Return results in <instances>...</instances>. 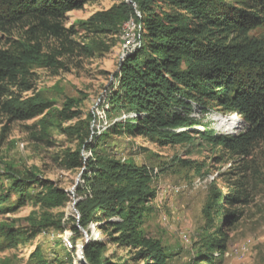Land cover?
<instances>
[{
  "label": "trees",
  "instance_id": "1",
  "mask_svg": "<svg viewBox=\"0 0 264 264\" xmlns=\"http://www.w3.org/2000/svg\"><path fill=\"white\" fill-rule=\"evenodd\" d=\"M95 1L0 0L1 33L9 35L20 26L33 30L28 44L13 45V41L0 50V118L9 123L32 121L33 138L40 142L48 143L54 129L77 141L79 149L65 152L59 163L64 171L82 168V184L74 193L78 218L73 219L71 231L76 240L88 235L83 242L88 264H126L104 257L108 245L132 252L133 262L166 264L172 255L142 229L156 197L144 168L99 150L100 140L113 134L144 137L160 147L179 145L199 125L195 114H207L212 108L236 114L244 125L239 134L218 136L213 142L232 158L249 157L257 144H264V0H115L118 3L82 23L85 31L97 35L116 33L124 26L139 30L140 46L120 64L115 76L118 91L109 100L112 108H124L134 117L113 122L97 137L89 121L63 127L77 114L67 104L54 109L32 92L30 82V69L42 57L38 35L64 42V51H72L63 20ZM82 148L93 155L86 162ZM6 175L9 191L21 195L19 204L32 201L41 211L28 237L11 229L1 232L7 248L34 238L44 228L63 229L64 214L51 212L69 203L65 190L36 174L10 171ZM244 186L242 181L234 183L225 196L211 185L202 214L204 232L212 233L202 241L205 253L197 254L199 264H213L215 253H225L226 231L242 216L231 209L249 204ZM31 189L36 190L34 197L28 194ZM8 198L9 194L1 197L0 205ZM15 209H0V213ZM91 224L99 226L101 239L89 236ZM79 255L82 258L81 248ZM0 264L11 261L3 259Z\"/></svg>",
  "mask_w": 264,
  "mask_h": 264
},
{
  "label": "rangeland",
  "instance_id": "2",
  "mask_svg": "<svg viewBox=\"0 0 264 264\" xmlns=\"http://www.w3.org/2000/svg\"><path fill=\"white\" fill-rule=\"evenodd\" d=\"M116 3L115 0L90 2L65 16L62 25L70 31L67 35L73 43L69 46L72 51H64L63 47L67 48L64 42L38 35L42 57L30 69L33 93L51 103L54 109L61 110L67 104L70 111L77 114L63 127H78L89 121L94 137L106 131L113 122L134 117L124 108H112L109 100L118 91L115 76L120 64L140 46L138 28L124 26L116 33L97 35L81 26L93 14L106 11ZM32 31L30 27L20 26L9 35L0 32V50L8 49L13 41V45L28 44ZM26 95L30 96L31 92ZM194 117L199 125L192 130L189 140L179 145L160 147L144 137L110 134L101 138L98 149L121 161L133 160L138 167L144 168L156 197L151 204L154 210L145 217L142 229L172 255L166 264H199L197 254L205 253L202 241L212 233L204 232L202 214L211 185L226 196L233 191L234 183L244 182L249 204L231 209L233 213L241 212L242 216L226 231V251L223 256L215 253L217 259L213 264H264V144H257L249 157L232 158L213 142V138L239 134L244 129L240 118L212 108L207 114L196 113ZM222 119H233V133L224 132ZM32 123H9L0 118V198L9 194L0 209L16 208L0 213V234L11 229V233L23 232L28 237L41 213L32 201L20 205L21 195L9 191L6 173L10 171L36 174L68 193L66 207L51 212L64 214L63 229L44 228L15 248H7L8 241L0 237V261L88 264L79 255V248L88 241V235L84 233L82 239L76 240L71 231L73 219L78 218L74 193L82 184V168L64 171L59 163L65 152L78 150L79 146L73 138L55 129L50 131L48 143L35 140ZM206 134L209 137H204ZM80 151L83 162L93 157L90 150L82 148ZM28 194L34 197L36 190L31 189ZM98 227L89 225V236L101 239ZM104 257L120 259L126 264H143L132 261V252L112 245L106 247Z\"/></svg>",
  "mask_w": 264,
  "mask_h": 264
},
{
  "label": "bare ground",
  "instance_id": "3",
  "mask_svg": "<svg viewBox=\"0 0 264 264\" xmlns=\"http://www.w3.org/2000/svg\"><path fill=\"white\" fill-rule=\"evenodd\" d=\"M222 121V123H223V127H224V132L225 133H227V134H231V133H233V130L235 129L234 127V124H235V122L233 121V119H230V120H221ZM85 264V263H84Z\"/></svg>",
  "mask_w": 264,
  "mask_h": 264
},
{
  "label": "water",
  "instance_id": "4",
  "mask_svg": "<svg viewBox=\"0 0 264 264\" xmlns=\"http://www.w3.org/2000/svg\"><path fill=\"white\" fill-rule=\"evenodd\" d=\"M81 255H82V258L84 259V257H83V247L81 248Z\"/></svg>",
  "mask_w": 264,
  "mask_h": 264
}]
</instances>
